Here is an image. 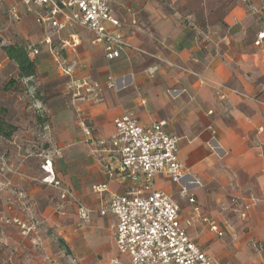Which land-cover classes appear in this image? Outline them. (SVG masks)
Listing matches in <instances>:
<instances>
[{
    "label": "crops",
    "instance_id": "obj_1",
    "mask_svg": "<svg viewBox=\"0 0 264 264\" xmlns=\"http://www.w3.org/2000/svg\"><path fill=\"white\" fill-rule=\"evenodd\" d=\"M15 5L18 17L10 21ZM110 6L122 25L106 26L129 43L112 62L90 29L57 32L38 22L49 7L0 0L5 39L40 50L37 75L21 81L50 82L60 94L46 103L29 98L17 117L3 121L10 134H0V146L9 159L17 153L19 163L14 174L0 172V264H128L114 239L116 215L99 210L109 194L126 193L136 182L110 177L119 171L115 160L108 147L96 144L111 136L115 119L125 113L142 125L166 119L168 132L181 138L179 157L189 170L186 182L195 181L190 192L199 216L170 177L157 176L155 186L174 197L188 233L205 252L220 264H264V42L254 43L264 29L260 0H110ZM7 67L18 75L0 44V72ZM110 76L115 87L108 86ZM11 87L5 94H17ZM27 92L18 98H28ZM32 110L42 118L49 114L43 130L33 129ZM43 141L54 149L36 145ZM33 151L41 157L38 167L27 161ZM46 154H53L57 176L77 200L92 209L90 221L81 219L78 202L61 205L57 189L29 181L36 172L43 177ZM103 183L105 192L94 190ZM246 205L250 210L242 217ZM13 217L37 222V229L24 235L3 223Z\"/></svg>",
    "mask_w": 264,
    "mask_h": 264
},
{
    "label": "built area",
    "instance_id": "obj_2",
    "mask_svg": "<svg viewBox=\"0 0 264 264\" xmlns=\"http://www.w3.org/2000/svg\"><path fill=\"white\" fill-rule=\"evenodd\" d=\"M251 1V0H243ZM27 5L49 7L47 12L40 13L38 22L50 23L55 31L60 32L72 26H83L94 32L95 41L102 43L105 58L108 62L118 59L129 43L120 31H112L106 23L113 27H121L122 23L112 16L110 0H22ZM261 11L264 12V0H260ZM18 17L17 6L8 10V19L14 21ZM50 43L48 36L44 40ZM264 42V29L256 35L255 45ZM29 56L34 58L40 50L28 46ZM113 76L108 78V86L115 87ZM169 121L161 119L150 125H142L129 113L115 119V131L108 139L96 141L101 147H108L115 160L117 173L110 177L127 178L136 182V186L123 194L111 193L104 200L99 212L101 215L112 213L117 217L114 228V239L118 251L129 258L128 264H220L188 233L180 217V206L172 195L158 190L156 177H170L180 185V194L188 197L194 204L198 217L199 207L196 198L190 192L186 182L189 170L179 157L180 137L171 135L167 127ZM87 135H91L89 129ZM60 154L59 150H56ZM44 173L41 182L57 189L61 205L67 202L79 203V215L84 222L91 219L92 209L79 202L72 189L56 174L53 154H46L41 164ZM97 192H105L107 184L93 187ZM250 205H246L241 216L246 217ZM5 224L19 227L22 234L29 235L37 229V222H27L18 217L5 218ZM210 227L218 236L224 231L215 222ZM263 245L260 244V248ZM70 264H77L75 259ZM110 264H122L113 259Z\"/></svg>",
    "mask_w": 264,
    "mask_h": 264
},
{
    "label": "rangeland",
    "instance_id": "obj_3",
    "mask_svg": "<svg viewBox=\"0 0 264 264\" xmlns=\"http://www.w3.org/2000/svg\"><path fill=\"white\" fill-rule=\"evenodd\" d=\"M26 22H32V18L28 17ZM12 31H14V28L12 29V26L10 28ZM82 31L87 32V30L83 29ZM6 33L0 31V44H9L10 40L5 39ZM16 43H23L27 44L26 41L24 40H16ZM43 56H47L46 53H43ZM14 79L15 83L12 85L11 89L16 91L17 94H13L12 96L5 94V88L8 85V82ZM62 83L58 82L59 86H64L66 85L65 79ZM56 86V85H55ZM27 92V95L29 96L26 99H20L18 98L19 93H24ZM57 95H60L58 93V90L54 88L53 84L51 85L50 82H44L41 83L39 81H30V82H22L21 78H19L18 75L14 73V69L7 67V71H2L0 72V123H3L5 120H10V117H17L19 110L18 107L21 104L27 103L29 105L28 99L30 98L32 102L34 100L37 101H43L47 102L51 97H55ZM10 96V97H8ZM30 116L32 117V122H33V129L36 131L38 130H43L44 128V123L47 121L48 123L50 122V116L48 113L45 114V118H42L41 116H38L36 110H32ZM19 127V125H18ZM8 128V127H7ZM37 146H39L42 150H53L54 148L52 147V143L43 141L36 143ZM35 149V147L33 148ZM32 157H28L27 161L31 164V166L38 167L40 164V159L41 157H36L35 154L36 152H31L30 153ZM18 154L16 153L11 159H9V154L6 153V146L3 147L2 145L0 146V172H9V173H16L18 170ZM32 184H42L43 186L50 188L54 191L56 189L52 186L43 184L41 182V174H38L37 172L33 175H30L28 178ZM0 187H4L3 184H0ZM52 198V196H50ZM33 213V210L31 211ZM5 219V218H4ZM4 223V220H3ZM13 225V224H9ZM38 226V225H37ZM46 231H51L49 226H45Z\"/></svg>",
    "mask_w": 264,
    "mask_h": 264
},
{
    "label": "trees",
    "instance_id": "obj_4",
    "mask_svg": "<svg viewBox=\"0 0 264 264\" xmlns=\"http://www.w3.org/2000/svg\"><path fill=\"white\" fill-rule=\"evenodd\" d=\"M2 50L11 60L16 62L19 70V78H33L37 75V64L35 59L29 56L28 45L23 43L3 44ZM14 83L15 80L11 79L8 85H13ZM4 133L7 135L10 134V132H5V126L3 123H0V134Z\"/></svg>",
    "mask_w": 264,
    "mask_h": 264
}]
</instances>
